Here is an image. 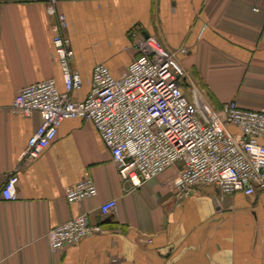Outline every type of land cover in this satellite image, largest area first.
Returning <instances> with one entry per match:
<instances>
[{
  "label": "crops",
  "instance_id": "0c3cea01",
  "mask_svg": "<svg viewBox=\"0 0 264 264\" xmlns=\"http://www.w3.org/2000/svg\"><path fill=\"white\" fill-rule=\"evenodd\" d=\"M66 15L70 66L84 99L95 63L119 77L135 55L133 36L185 46L178 60L214 107L235 100L264 110V0H58ZM55 16L43 0H0V188L17 167L16 197H0V264H264V188L222 195L212 184L177 199L161 184L177 164L132 188L90 121L64 119L36 157L20 161L40 115L13 114L20 88L54 78ZM231 132L238 129L227 125ZM264 141V139H263ZM91 177L97 194L68 202L67 186ZM115 198V213L99 204ZM79 213L104 232L51 249L45 233Z\"/></svg>",
  "mask_w": 264,
  "mask_h": 264
},
{
  "label": "built area",
  "instance_id": "2783aa9c",
  "mask_svg": "<svg viewBox=\"0 0 264 264\" xmlns=\"http://www.w3.org/2000/svg\"><path fill=\"white\" fill-rule=\"evenodd\" d=\"M43 1L55 16L52 42L64 90L58 89L54 78H47L20 88L13 97L11 113L40 115L20 161L36 158L55 138L64 119L79 118L93 124L118 174L132 188L176 164L174 175L161 184L177 199L204 184L216 186L222 195H251L264 188V110L243 108L235 100L214 107L195 89L188 99L183 86L190 79L178 60L185 46L169 48L153 35L133 36L130 46L135 55L119 77L105 63H95L87 96L74 99L81 77L70 66L73 51L64 35L66 15L57 11L58 0ZM227 125L238 131L231 132ZM17 182L16 167L3 182L0 197L14 199ZM96 194L88 176L64 190L68 202ZM116 208V199L109 198L98 210L106 216ZM103 232L88 213H79L50 228L45 238L51 249H57Z\"/></svg>",
  "mask_w": 264,
  "mask_h": 264
},
{
  "label": "rangeland",
  "instance_id": "374dc122",
  "mask_svg": "<svg viewBox=\"0 0 264 264\" xmlns=\"http://www.w3.org/2000/svg\"><path fill=\"white\" fill-rule=\"evenodd\" d=\"M188 77H189V76H188ZM188 79H190V84H189V85H185V86H183V90H184V93H185L186 97H187L188 99H190L191 91H192L193 89L198 90V91L203 95V92L201 91L200 88H198L196 81H195L194 79L192 80V78H188ZM203 96H204V95H203ZM209 101H210V100H209ZM209 103L211 104V102H209Z\"/></svg>",
  "mask_w": 264,
  "mask_h": 264
},
{
  "label": "water",
  "instance_id": "95a60500",
  "mask_svg": "<svg viewBox=\"0 0 264 264\" xmlns=\"http://www.w3.org/2000/svg\"><path fill=\"white\" fill-rule=\"evenodd\" d=\"M145 36H147V34Z\"/></svg>",
  "mask_w": 264,
  "mask_h": 264
}]
</instances>
